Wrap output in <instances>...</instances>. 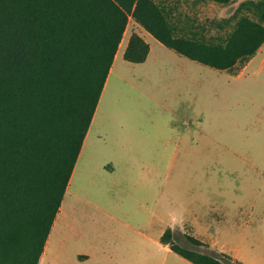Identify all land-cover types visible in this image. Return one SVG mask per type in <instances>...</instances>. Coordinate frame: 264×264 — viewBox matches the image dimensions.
Wrapping results in <instances>:
<instances>
[{
    "label": "rangeland",
    "instance_id": "rangeland-1",
    "mask_svg": "<svg viewBox=\"0 0 264 264\" xmlns=\"http://www.w3.org/2000/svg\"><path fill=\"white\" fill-rule=\"evenodd\" d=\"M156 1L181 32L218 38L232 26L233 21L223 20L246 0ZM240 13L258 19L253 8L245 6ZM132 32L149 42L151 54L145 64L129 62L120 54ZM117 51V73L110 74L96 112L94 125L101 126L91 132L94 145L86 149L101 162L105 157L126 167L128 161L114 160L115 154L128 150L124 141L140 139V149L133 144L136 150L152 156L137 161L143 170L137 168L139 176L131 177H139L135 184L114 187L113 182L97 179L88 193L81 191L84 199L71 196L74 203L60 204L42 264L190 262L168 253L160 237L166 224L187 215L197 203L223 223L231 245H241L243 234L246 238L255 229L264 230V219L256 220L264 217V49L244 74L233 76L242 66L221 71L181 56L130 18ZM174 69L185 78L176 75L179 86L169 87L173 80H164L162 72ZM145 167L159 170L154 182L145 175ZM249 213L253 216L245 234L240 224ZM173 228L175 239L189 244L184 231Z\"/></svg>",
    "mask_w": 264,
    "mask_h": 264
},
{
    "label": "trees",
    "instance_id": "trees-1",
    "mask_svg": "<svg viewBox=\"0 0 264 264\" xmlns=\"http://www.w3.org/2000/svg\"><path fill=\"white\" fill-rule=\"evenodd\" d=\"M245 6L258 19L239 14ZM130 18L218 70L243 66L264 42V0L241 2L218 38L181 32L156 0H0V264H38ZM148 51L132 32L123 57ZM175 232L160 241L194 264H245Z\"/></svg>",
    "mask_w": 264,
    "mask_h": 264
},
{
    "label": "crops",
    "instance_id": "crops-1",
    "mask_svg": "<svg viewBox=\"0 0 264 264\" xmlns=\"http://www.w3.org/2000/svg\"><path fill=\"white\" fill-rule=\"evenodd\" d=\"M148 34H149V36H153L149 32H148ZM144 40L149 44V42L145 38H144ZM159 43H160V41H159ZM263 45H264V42L258 48V50L255 52V54H258L259 50L264 49ZM123 53H124V50L122 53L120 52V54H123ZM120 54H119V51H117V53L114 57L113 63L111 65L108 76H107L106 81L104 83L102 92L100 94L99 101L101 100L102 94L105 90V86L107 84V80H108L110 74L115 73V72L117 73V68H116L115 62L119 58ZM150 54H151V47L149 45V51H148V54H147L145 60L142 62H133V63L145 64V62H147L149 60ZM179 55H181V54H179ZM254 55L251 56L248 59V61L242 66V68H240L239 72H237L236 75H233V76H241L242 74H244L246 68L251 63ZM181 56H184V55H181ZM184 57H186V56H184ZM175 58L179 63L185 62L180 57H175ZM221 71H223V70H221ZM176 75L182 76V78H185V75L179 74V72L176 73V69H174L172 72L171 71L165 72V73L162 72V76H163L164 80H168V77L171 81L173 80L172 84H169V87L179 86L180 81H179V78L176 77ZM166 86H167V84L163 88L165 89ZM166 90L168 91V89H166ZM99 101H98V103H99ZM98 103H97L95 112L93 114L92 120L90 122V125L88 127V130L86 132V135L84 137V140H83L80 152L78 154V157L76 159L75 165L73 167L72 173L70 175V179H69V182L66 186L61 204L62 203H74L73 198L71 199V196H73L74 198L77 197V198L84 199V196L81 193V191H85L88 193L93 187H95V184L97 183L96 182L97 179H100L103 184L105 182H109V181L113 182V184H111V185H113L114 187H122L123 185L128 184V183L135 184V182L138 181L139 177L134 179V181L131 180V177H133L134 175L139 176V170L138 169H140V168H139V163H137V161L142 160V159H148L152 156V154H149L148 152H141L139 150H136L138 148L140 149V146H138V145H140L139 144L140 139L139 140L136 139L135 141H137V142H135V143L124 141L126 144V149L128 148V150L122 151L118 154H115L114 160H116L118 162L128 161V165L126 167H124V165L121 166V164L120 165L113 164V162L110 158L103 157L105 159V161L101 162V161H99V159H96L94 154L88 153L86 148L90 147L91 144L94 145V140H95V138L91 136V132H93V133L97 132V129L100 128V126H101V125L100 126L98 125L97 127H95V125H94L96 112H97V108H98ZM133 144H136L135 146L138 148H135ZM171 157H173V158L176 157L175 151L172 152ZM140 170H143V169H140ZM144 171H145V175L151 176V178H150L151 182H154L155 179L160 175L159 170L155 169V167H151L148 169H147V167H145ZM161 176H163V173L161 174ZM71 185H72V188H71ZM67 194H68V197L70 196L69 198L67 197ZM202 205H203V203H197V204H194L195 208L193 210H192L191 206L188 209L189 211H187V209L183 210V211H187L186 212L187 215L182 213V215L180 216L179 219H177L178 218V216H177L170 223L166 224L165 229L167 227L173 228V227L178 226L185 233L193 235L196 238L204 241L211 249L226 252V253L232 255L233 257L244 261L246 264H264V230L255 229L252 231V233L249 236H246V238H243V236H244V234H243V236L242 235L240 236V238H241L240 241L242 242L241 245H238L239 243H237L236 245H231L230 242L227 240V236L223 234V232H224L223 231V223L221 221L214 220V218L212 217V214L207 212L206 209L202 210L201 209ZM198 210H202V211L198 212ZM252 216H253V213H249V217L247 218V221L240 224V227H242V229L244 227V229H243L244 233H245L246 227L250 226V224L248 223V220ZM57 217H58V215H57ZM263 219H264V217H261L260 215H258L256 218V220L258 222L262 221ZM55 222H57V219ZM55 222H53V224ZM53 224H52L51 229L53 228ZM51 229H50V232L48 234L43 252L39 258L38 264H42L46 259L44 252L47 249L48 244L50 243L51 232H52ZM164 230H163V232H164ZM160 243L163 244V246L166 248L168 253L178 254V253L174 252L169 247L168 244H165L162 242H160ZM82 257L83 258L87 257V254H82ZM182 262H184L185 264H190L191 261L188 262L186 260H181V261L170 260V261L165 262L163 264H182ZM191 264H194V263L191 262Z\"/></svg>",
    "mask_w": 264,
    "mask_h": 264
}]
</instances>
